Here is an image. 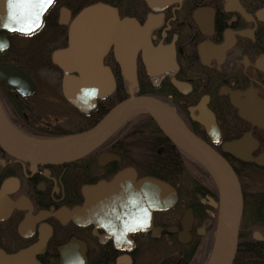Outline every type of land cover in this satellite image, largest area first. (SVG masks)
<instances>
[{
	"label": "flooded vegetation",
	"instance_id": "obj_1",
	"mask_svg": "<svg viewBox=\"0 0 264 264\" xmlns=\"http://www.w3.org/2000/svg\"><path fill=\"white\" fill-rule=\"evenodd\" d=\"M91 6L115 10L120 33L115 16L87 18L71 75L91 71L93 86L113 89L77 107L53 55ZM130 94L171 106L230 165L242 198L235 256L264 255V0H0V104L23 133L85 131ZM196 164L145 116L70 163L0 151V264H205L220 202ZM145 177L168 186L166 208L149 205ZM100 182L110 185L96 192Z\"/></svg>",
	"mask_w": 264,
	"mask_h": 264
},
{
	"label": "water",
	"instance_id": "obj_2",
	"mask_svg": "<svg viewBox=\"0 0 264 264\" xmlns=\"http://www.w3.org/2000/svg\"><path fill=\"white\" fill-rule=\"evenodd\" d=\"M114 16L117 26L116 36H118L119 22L115 10H106V7L102 6L84 9L70 27L71 45L68 52L66 54L56 52L53 55V61L65 71L62 85L64 95L77 107H79V99L101 98L113 89V87L106 88L102 84L93 86L91 83L94 73L91 71L80 72L84 81H81L82 78L71 75V72L81 70L76 60L80 27L95 24L92 21L87 23V18H113ZM122 39H119V42L122 43ZM121 50L123 51V48ZM139 115L149 116L171 144L200 165L216 185L220 202L219 213L214 244L206 264H232L237 249V234L242 210L241 190L237 177L225 159L194 135L175 110L163 101L154 97L130 94L114 105L89 129L47 139L34 138L17 131L0 108V147L10 156L31 163L47 165L70 163L96 150L125 123ZM110 159L109 156L102 155L99 160ZM128 174L130 173H120L117 180ZM141 182L146 187L144 193L149 205L155 204L156 208L166 207L163 203H166L170 196L168 186L157 182L152 177H145ZM103 185L110 184L98 183L96 189H99L96 192L102 191ZM149 220H151L150 215ZM117 264H130V261H118Z\"/></svg>",
	"mask_w": 264,
	"mask_h": 264
},
{
	"label": "trees",
	"instance_id": "obj_3",
	"mask_svg": "<svg viewBox=\"0 0 264 264\" xmlns=\"http://www.w3.org/2000/svg\"><path fill=\"white\" fill-rule=\"evenodd\" d=\"M147 119L149 120L150 122V125L154 126V127H157L154 122H152L148 117ZM158 128V127H157ZM178 151H180L178 148H177ZM181 152V151H180ZM182 153V152H181ZM183 154V153H182ZM196 167L198 169H202L200 165L196 164ZM202 171H204L202 169ZM205 172V171H204ZM206 173V172H205ZM257 249V248H256ZM232 264H264V255L258 253V254H254L253 253H240L238 252L235 256V259L233 261Z\"/></svg>",
	"mask_w": 264,
	"mask_h": 264
},
{
	"label": "bare ground",
	"instance_id": "obj_4",
	"mask_svg": "<svg viewBox=\"0 0 264 264\" xmlns=\"http://www.w3.org/2000/svg\"><path fill=\"white\" fill-rule=\"evenodd\" d=\"M125 39H126V37H125ZM128 55V54H127ZM126 54H123V58L124 59H126L127 56ZM9 85V84H8ZM144 96H149V97H153V96H150V95H144ZM154 98H156V97H154ZM156 99H158V98H156ZM158 100H160V99H158ZM161 101V100H160ZM171 107V106H170ZM0 108H1V110H2V112H3V114L7 117V115H6V113L4 112V110H3V108H2V106H1V104H0ZM139 116H145V117H148L152 122H153V120L149 117V116H147V115H139ZM7 119H8V117H7ZM9 120V119H8ZM131 120V119H130ZM129 120V121H130ZM10 121V120H9ZM128 121V122H129ZM11 122V121H10ZM13 125V124H12ZM14 126V125H13ZM122 127H124V125L122 126ZM121 127V128H122ZM14 128L17 130V131H20L21 133H23L20 129H18L17 127H15L14 126ZM120 128V129H121ZM117 132V131H116ZM115 132V133H116ZM114 133V134H115ZM23 134H26V133H23ZM113 134V135H114ZM26 135H28V134H26ZM112 135V136H113ZM28 136H31V137H36V138H41V139H47V136H33V135H28ZM0 151L2 152V153H4V154H7V152H5L1 147H0ZM95 151V150H94ZM8 156H10V154H7ZM102 155H107V156H109L110 158H111V156L109 155V154H102ZM102 155H100L99 157H98V161H99V163L101 164L102 163V161H100L99 159H100V157L102 156ZM185 155V154H184ZM10 157H12V156H10ZM13 158H15V157H13ZM16 160H19V161H22V162H25V163H28V164H30V165H47V164H42V163H31V162H27V161H23V160H20V159H17V158H15ZM209 176V175H208ZM210 177V176H209ZM211 179V178H210ZM212 180V179H211ZM215 185V184H214ZM216 186V185H215ZM164 208H166V207H164ZM131 264V263H130Z\"/></svg>",
	"mask_w": 264,
	"mask_h": 264
},
{
	"label": "snow or ice",
	"instance_id": "obj_5",
	"mask_svg": "<svg viewBox=\"0 0 264 264\" xmlns=\"http://www.w3.org/2000/svg\"><path fill=\"white\" fill-rule=\"evenodd\" d=\"M49 2H50V0H49Z\"/></svg>",
	"mask_w": 264,
	"mask_h": 264
}]
</instances>
